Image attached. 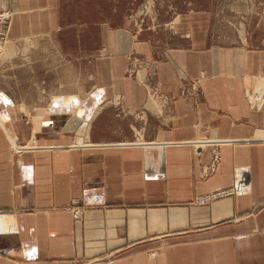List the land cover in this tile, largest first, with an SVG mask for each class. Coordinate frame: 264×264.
Here are the masks:
<instances>
[{"label":"crops","instance_id":"obj_1","mask_svg":"<svg viewBox=\"0 0 264 264\" xmlns=\"http://www.w3.org/2000/svg\"><path fill=\"white\" fill-rule=\"evenodd\" d=\"M185 1L0 0V264H264L263 30Z\"/></svg>","mask_w":264,"mask_h":264},{"label":"rangeland","instance_id":"obj_2","mask_svg":"<svg viewBox=\"0 0 264 264\" xmlns=\"http://www.w3.org/2000/svg\"><path fill=\"white\" fill-rule=\"evenodd\" d=\"M185 0H128L130 6L129 15L135 21L138 29H145L147 26L153 24L162 25L159 17L158 9L171 4L178 5ZM201 3L202 6L215 7V15L213 17V30L223 33H230L232 31H239L243 34L247 30H263L264 35V0H187ZM186 2V1H185ZM181 6H184L181 5ZM198 6V5H197ZM10 10L9 8H2L0 11ZM13 14V13H12ZM161 19V17H160ZM260 26V27H259ZM239 36L236 33L235 36ZM241 40V37H237ZM236 37L234 38V40ZM261 38H255L254 42L260 41ZM8 41V40H7ZM8 43V42H7ZM8 44L4 45L3 53H0V62L6 60ZM6 51V52H5ZM5 53V54H4ZM9 56V55H8Z\"/></svg>","mask_w":264,"mask_h":264},{"label":"built area","instance_id":"obj_3","mask_svg":"<svg viewBox=\"0 0 264 264\" xmlns=\"http://www.w3.org/2000/svg\"><path fill=\"white\" fill-rule=\"evenodd\" d=\"M10 10L0 11V44H2L8 35V31L11 23V16L9 15ZM235 194V189L233 187L223 188L218 190H213L205 193H200L195 199L197 205L203 206L213 202H216L227 197H231ZM73 217L77 220H82L84 218L83 209L78 205L77 201L73 202L70 207Z\"/></svg>","mask_w":264,"mask_h":264},{"label":"bare ground","instance_id":"obj_4","mask_svg":"<svg viewBox=\"0 0 264 264\" xmlns=\"http://www.w3.org/2000/svg\"><path fill=\"white\" fill-rule=\"evenodd\" d=\"M10 12V11H9ZM9 15L11 16V20H12V18H13V14H12V12L11 13H9ZM9 39V38H8ZM7 38H6V40L2 43V44H0V53H1V55H2V53L4 52L3 51V49H4V45L5 44H7V40H8ZM15 50V49H14ZM7 51H9V49L7 50ZM6 52V51H5ZM5 54V53H4Z\"/></svg>","mask_w":264,"mask_h":264}]
</instances>
